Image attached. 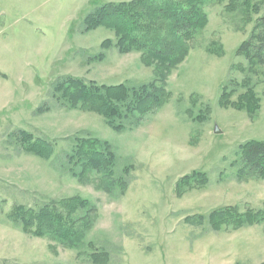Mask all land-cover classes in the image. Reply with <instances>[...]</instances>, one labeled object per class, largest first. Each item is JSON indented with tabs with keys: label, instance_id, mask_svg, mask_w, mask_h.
<instances>
[{
	"label": "rangeland",
	"instance_id": "1",
	"mask_svg": "<svg viewBox=\"0 0 264 264\" xmlns=\"http://www.w3.org/2000/svg\"><path fill=\"white\" fill-rule=\"evenodd\" d=\"M112 1L132 0H0V264H264V178L237 164L241 143L264 139V65L252 66L260 99L244 97L250 63L239 53L264 0L251 10L203 0L208 23L175 65L121 51L114 28L88 26L87 15ZM67 75L129 85L162 78L168 95L118 130L99 112L65 105L57 82ZM22 130L49 140L53 153L27 152ZM79 136L116 151L112 191L103 187L110 178L69 160ZM76 195L95 206L84 219L74 214L87 231L79 245L10 216L15 205ZM225 207L256 221L188 220Z\"/></svg>",
	"mask_w": 264,
	"mask_h": 264
},
{
	"label": "trees",
	"instance_id": "2",
	"mask_svg": "<svg viewBox=\"0 0 264 264\" xmlns=\"http://www.w3.org/2000/svg\"><path fill=\"white\" fill-rule=\"evenodd\" d=\"M202 4L203 0L112 1L91 11L86 17V22L89 27L105 24L114 28L119 37L118 46L121 51L140 50L147 60L150 58L164 65H175L182 61L189 51L188 40L195 37L208 23V14ZM239 4L251 10V0L229 2L232 8ZM239 53L250 63L249 69L246 70L250 71L246 79L248 85L241 95L244 97L250 95L258 101L260 97L254 86L257 73L254 67L257 66L254 65H264V14L258 17L253 31L240 45ZM57 85L62 89L61 96L66 106L99 112L108 124L118 130L126 127L125 119L156 110L168 95L162 78L140 85H129L124 82L99 83L93 79L85 80L67 75L60 79ZM230 92L228 87H224V94ZM146 103L148 104L145 105ZM243 105L253 113L254 109ZM22 133L24 137L30 139L28 145L24 147L27 152L42 157H49L53 153V144L49 140L34 137L27 130H22ZM237 150L239 173L247 172L264 178V139L246 140ZM69 160L72 163L79 162V172L88 169L101 174L104 179L110 178L109 181L104 180L103 187L108 191L113 190L117 154L108 140L79 136L78 145L74 152L69 154ZM71 169L76 171L73 166ZM196 172L204 177L207 175L205 171ZM196 172L187 175V179H192L193 175H197ZM121 180L120 178L117 181L121 183ZM204 182L205 179L202 183ZM94 210L95 206L90 200L76 195L62 198L57 202L45 203L39 209L24 204L15 205L10 216L24 228L36 226L37 231L41 230L44 233L47 230L66 244L79 245L87 231L86 227L85 230L81 229L74 214L82 211L85 214L81 219H84ZM255 216L251 210L241 212L236 207H225L206 215L189 216L188 220L197 219L202 223L209 219L218 228L224 222L237 226L250 224L256 221ZM95 253L100 254L103 251Z\"/></svg>",
	"mask_w": 264,
	"mask_h": 264
},
{
	"label": "water",
	"instance_id": "3",
	"mask_svg": "<svg viewBox=\"0 0 264 264\" xmlns=\"http://www.w3.org/2000/svg\"><path fill=\"white\" fill-rule=\"evenodd\" d=\"M216 132L220 131L219 127L216 126V129H215Z\"/></svg>",
	"mask_w": 264,
	"mask_h": 264
}]
</instances>
